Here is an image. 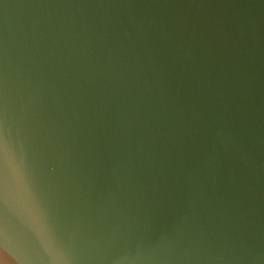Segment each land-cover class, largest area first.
Listing matches in <instances>:
<instances>
[{"label":"water","instance_id":"1","mask_svg":"<svg viewBox=\"0 0 264 264\" xmlns=\"http://www.w3.org/2000/svg\"><path fill=\"white\" fill-rule=\"evenodd\" d=\"M0 264H264V0H0Z\"/></svg>","mask_w":264,"mask_h":264}]
</instances>
